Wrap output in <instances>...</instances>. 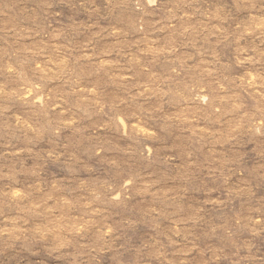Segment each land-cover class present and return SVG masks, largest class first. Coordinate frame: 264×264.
<instances>
[{"label": "rangeland", "instance_id": "obj_1", "mask_svg": "<svg viewBox=\"0 0 264 264\" xmlns=\"http://www.w3.org/2000/svg\"><path fill=\"white\" fill-rule=\"evenodd\" d=\"M0 264H264V0H0Z\"/></svg>", "mask_w": 264, "mask_h": 264}]
</instances>
